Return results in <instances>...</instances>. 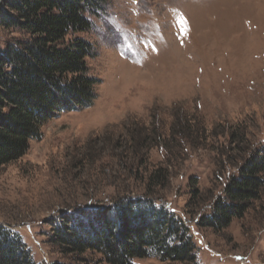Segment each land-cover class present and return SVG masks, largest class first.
<instances>
[{
	"label": "rangeland",
	"instance_id": "rangeland-1",
	"mask_svg": "<svg viewBox=\"0 0 264 264\" xmlns=\"http://www.w3.org/2000/svg\"><path fill=\"white\" fill-rule=\"evenodd\" d=\"M87 17L92 31L71 37L94 48L99 98L0 169V226L39 263L78 264L50 244L54 226L150 194L183 220L200 264H264V193L225 231L198 225L264 147V0H108ZM19 37L0 27V47Z\"/></svg>",
	"mask_w": 264,
	"mask_h": 264
},
{
	"label": "trees",
	"instance_id": "trees-1",
	"mask_svg": "<svg viewBox=\"0 0 264 264\" xmlns=\"http://www.w3.org/2000/svg\"><path fill=\"white\" fill-rule=\"evenodd\" d=\"M107 1L2 0L0 27L20 37L0 47V169L22 159L32 141H41L42 129L50 121L94 107L100 80L90 74L87 64L94 48L71 36L91 32L93 23L87 15L96 16ZM156 178L149 186L158 185ZM263 193L264 147L242 159L223 199L214 202L198 225L216 233L225 231L243 219ZM145 197L117 199L86 216L63 218L53 227L50 244L78 264H87V255L100 257L95 264H137L152 258L200 264L183 220L150 194ZM0 264L42 263L35 261L20 233L0 226Z\"/></svg>",
	"mask_w": 264,
	"mask_h": 264
}]
</instances>
